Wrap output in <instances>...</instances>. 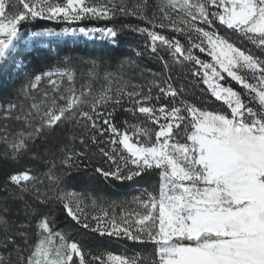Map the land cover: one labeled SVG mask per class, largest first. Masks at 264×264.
Here are the masks:
<instances>
[{
  "label": "snow or ice",
  "instance_id": "6c2138e0",
  "mask_svg": "<svg viewBox=\"0 0 264 264\" xmlns=\"http://www.w3.org/2000/svg\"><path fill=\"white\" fill-rule=\"evenodd\" d=\"M93 20L111 26L32 35L99 33L115 41L126 28L143 38L136 57L158 58L166 74L153 72L141 86L122 74L101 77L92 61L88 79L78 83L65 65L32 74L18 102L0 106L4 157L31 155L47 167L6 177L5 192L24 201L26 217L35 216L37 239L29 240L30 222L15 224L5 208L0 245L10 251L0 253V264H264V0H0V63L13 57L25 25ZM127 63L139 68L138 60ZM174 73L196 77L224 110L197 103L203 97L195 88L189 99ZM118 110L130 116L121 125ZM62 129L68 142L47 148ZM97 154L108 164L94 169L104 179L154 175L155 189L134 196L131 210L120 205L119 215L115 202L110 213L99 198L66 191L65 178L86 170ZM89 202L101 211L89 213ZM54 206L85 233L151 244L153 252L93 253L56 228Z\"/></svg>",
  "mask_w": 264,
  "mask_h": 264
},
{
  "label": "trees",
  "instance_id": "16d2710c",
  "mask_svg": "<svg viewBox=\"0 0 264 264\" xmlns=\"http://www.w3.org/2000/svg\"><path fill=\"white\" fill-rule=\"evenodd\" d=\"M129 22L136 24L139 21L129 19ZM111 24V23H110ZM118 29L120 28V21L116 22ZM32 27L34 30L48 29L57 27L56 24L49 21H38L33 24H28L23 27ZM119 46H112L108 44H98L92 42H86L78 44L73 41L60 42L57 44L56 56L49 51L43 58H36L33 54H29L24 57L26 63L25 75L28 77L32 74H39L40 72L52 68L57 64H66L71 67L77 75V82L88 79V72L91 67V62L96 61L100 76L105 73H112L114 75L122 74L126 80L137 85H145L152 79L151 73L166 74L163 68V63L156 57L145 54L144 57H136V51H143V38L137 34L132 33L126 28L120 29L118 34ZM201 55V54H200ZM202 59H208L206 56L201 55ZM138 60L139 68H130L128 60ZM67 61V63L65 62ZM177 73L179 69L177 68ZM13 74V69H5L3 73L0 71V106H6L9 102H18L17 93L20 90V83L11 79L10 75ZM175 76V86L177 88L185 87L188 89L186 93L189 99H195V96L191 94L193 88L198 95L203 97V100H196L197 103H203V106L212 110L223 111L224 108L220 102L210 98L208 94L201 92L200 90L205 86L197 83L196 77H189L187 73ZM14 76V75H13ZM19 77V76H18ZM99 86V84H97ZM232 86L235 87L234 83ZM130 116L127 112L117 111L115 115V122L117 125H121L125 120H129ZM0 123H3L0 120ZM13 127H19L18 125L9 122ZM68 133L65 130L57 132L54 137L49 138V142L46 145L53 151H57L59 147H62L68 142ZM37 151H44L43 148L36 149ZM46 155V153H45ZM107 168L108 164L103 163L100 156L94 155L92 157L91 165L85 170L81 166V171L76 172L73 169L70 176L65 178L64 189L66 191H74L78 194H84L85 196H94L99 198V204L110 213L113 210L110 205L115 202V211L119 215L121 212L120 205H123L124 210H130L133 208L131 203L132 198L139 195L144 188H148L150 191L154 190L157 185V177L145 176L143 178H135L133 181H125L123 183L109 179H104L99 174L95 173L94 169L97 164ZM31 168L37 174L47 171L45 162L42 160H34L31 155H26L18 161L7 159L3 155V146L0 145V212L7 209V218L15 224H23L30 222L32 227L26 229L30 241L35 242L37 239L35 228V216L29 219L26 217L25 203L20 199H15L9 192H5L4 184L6 177L14 172L23 169ZM29 204L32 205V209L47 213V209L37 208L35 203L30 197H25ZM32 209H27L31 212ZM89 213H99L101 207L93 208L89 202L87 209ZM53 215L56 221V228L69 234L70 237L80 241L86 249L91 250L93 253L111 251L113 254H125L133 255L140 253L145 256H150L153 252V246L151 244H132L131 242L116 241L110 238L98 237L92 233H85L84 230L75 226L74 222L70 218L59 210L58 207H53ZM9 249H4L0 245V253L4 255L9 254ZM15 258L16 253H11Z\"/></svg>",
  "mask_w": 264,
  "mask_h": 264
},
{
  "label": "rangeland",
  "instance_id": "374dc122",
  "mask_svg": "<svg viewBox=\"0 0 264 264\" xmlns=\"http://www.w3.org/2000/svg\"><path fill=\"white\" fill-rule=\"evenodd\" d=\"M49 22H52V21H49ZM52 23L56 24L57 27L48 28V29H52L56 33H61L63 29L65 28L71 29V28H76V27H81V26L103 27L105 26V24H108L109 26H111L110 24L111 22L95 21V20L79 21V22H74L72 24H68L64 22H61V23L52 22ZM44 31L45 29L34 30L32 27H25V29L22 30L23 34L20 40L17 42L16 52L14 53L13 57L9 58L5 62L0 63L1 73H3V70L5 69H13V74L10 75V80L13 79L18 82L21 79L19 81L20 87L23 84H25L27 82V79L29 78L27 75H25V71H24L26 63H27L24 57L29 54H33L36 58H43L46 53L51 51V53H54L56 56V53L58 51L57 44L60 42H66V41H73L78 44L92 42V43H98V44H105V45L108 44L112 46H119L118 36L116 37L115 41H113L108 38H101L99 33H96L95 36H92V37L84 36L79 33H77L76 35H73L70 32L69 34H66V35H42V36L32 35L33 32H44ZM167 34H170V33H167ZM65 62L67 63V61ZM17 65H19V67ZM65 65L66 64H62V63L57 64L54 67L46 69L44 71L54 70L56 68L63 67ZM16 78H19V80H17ZM135 207L136 205L133 204V208Z\"/></svg>",
  "mask_w": 264,
  "mask_h": 264
}]
</instances>
